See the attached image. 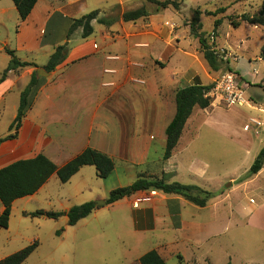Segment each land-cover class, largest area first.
Returning a JSON list of instances; mask_svg holds the SVG:
<instances>
[{
	"label": "crops",
	"instance_id": "obj_1",
	"mask_svg": "<svg viewBox=\"0 0 264 264\" xmlns=\"http://www.w3.org/2000/svg\"><path fill=\"white\" fill-rule=\"evenodd\" d=\"M130 2L39 0L29 17L21 22L13 0H0V76L11 60L7 49L14 51L21 61L37 66L11 71L7 80L0 84V116L6 112L8 94L18 83L27 80L28 85L38 69L48 73L37 74L41 86L18 137L0 146V169L39 154L46 155L61 167L86 148H93L111 156L116 167L117 160L128 162L126 166L129 168L147 166L145 174L138 178L165 177L168 169L165 165L176 156L180 142L171 159H159V163L164 165L161 172L164 174L158 177L160 173L155 170L158 165H149L153 145L151 141L148 145L143 143L139 137L152 133L153 129L166 134L176 114L175 94L178 89L194 84L208 85L217 79H213L207 70L199 40L191 34L190 25L175 30V25L180 28L181 24L168 20L165 13L170 9L125 22L123 15L130 11ZM95 10H100V17L108 22L102 31V45L93 38L95 23H99L97 20L92 22L94 32L87 38L83 37L82 28L70 33L76 19ZM185 43L193 51L186 49ZM63 44L67 45L64 60L54 71H46L50 57ZM180 51L191 58V63H200L207 81L191 64L186 69L182 67ZM195 116L194 113L187 122L183 136L188 125L195 122ZM130 136L132 140L128 139ZM150 137L152 140L153 136ZM162 144L166 147V139ZM85 168L93 166L83 167L78 173ZM174 169L171 171L177 173ZM50 180L39 192L26 198H36ZM150 192H139L110 205L113 208L125 206V214L117 216L118 227L135 237L136 247H143L128 264H141V257L152 250L158 251L165 261L169 253L184 259L182 253L175 249L176 245H192L193 234H182L183 237L175 240L160 235L158 243L151 246L147 245L145 235L170 230L196 233L206 225L202 220H183L182 208L190 202L178 195L156 191L150 201L135 207L136 200L149 196ZM207 206L195 205V208L203 212ZM99 207L97 210L103 205ZM3 210L0 201V215ZM65 211L67 213L69 208Z\"/></svg>",
	"mask_w": 264,
	"mask_h": 264
},
{
	"label": "rangeland",
	"instance_id": "obj_2",
	"mask_svg": "<svg viewBox=\"0 0 264 264\" xmlns=\"http://www.w3.org/2000/svg\"><path fill=\"white\" fill-rule=\"evenodd\" d=\"M130 1V10L145 6L151 13L157 12L156 6L147 0ZM263 2L184 0L180 11L170 9L165 13L171 23L181 24L180 28L175 25V30H179L190 24L196 9L202 11V30L207 34L209 44L218 51L225 50L223 56L226 57L221 71L210 70L208 64L207 70L215 80L223 72L236 73L240 84L245 86L246 98L251 102L250 106L229 107L219 98L212 97L210 108L195 110V122L188 125L179 151L165 165L168 169L164 176L168 182L197 185L215 195L203 212H198L190 203L182 208L183 220L205 221L201 231L181 233L170 230L145 235L147 245L151 246L158 243L160 235L175 240L183 237L182 234H193L192 245H176L175 249L182 253L184 259L169 253L167 264H264V168L259 174L242 181L264 147V129L260 128L257 135L251 124L254 118L264 123V60L260 57L264 28L250 24L235 28L229 20L243 13H258ZM221 9L225 11L221 12ZM217 19H222L223 23L218 36L213 38ZM95 28L93 38L102 45L101 35L105 26L95 23ZM184 47L193 51L187 43ZM182 51L179 53L183 58L182 67L186 69L191 64L207 81L200 63H191V58ZM26 87L27 80H23L8 94L6 112L0 116V139L11 134L10 125L17 115L21 93ZM248 124H251L250 131L244 129ZM156 131L153 129L152 133L140 136L139 140L147 145L151 141L149 165H158L155 170L160 173L158 177H162L164 165L159 163V159L165 152L162 142L166 134ZM128 139L132 140V137ZM116 162V172L107 179L99 178L94 166L85 168L66 184L61 183L55 174L36 198L17 200L10 228H0V258L12 255L37 240L38 249L23 264H128L133 261L143 247H136L135 237L118 227L117 216L125 214V206L113 208L103 205L102 209L75 226L68 225L65 211L90 201L101 203L113 190L130 186L147 171V166L129 168L126 166L128 162ZM173 168L177 173L171 171ZM38 210L61 212L62 216L54 220L24 215Z\"/></svg>",
	"mask_w": 264,
	"mask_h": 264
},
{
	"label": "trees",
	"instance_id": "obj_3",
	"mask_svg": "<svg viewBox=\"0 0 264 264\" xmlns=\"http://www.w3.org/2000/svg\"><path fill=\"white\" fill-rule=\"evenodd\" d=\"M39 0H13L15 3L21 22L25 21L31 14L33 8ZM154 4L157 12L166 9L180 11L184 0H147ZM224 12L225 9H221ZM151 12L145 7L136 10H130L124 13L123 20L125 22H134L139 19L149 17ZM202 11L196 9L194 17L190 22L191 34L199 40L200 52L203 59L208 64L210 70L219 72L224 66V57L220 51L213 48L209 44L207 34L203 32V24L201 21ZM97 20L101 24L108 25L105 18L100 17V10L92 11L79 19H76L71 27L72 33L78 28H82L84 38L91 36L94 32L92 22ZM230 23L233 27L238 28L243 24H250L264 28V2L261 10L256 14L243 13L238 17H230ZM223 20L217 19L214 23L213 38L218 36V29L222 25ZM67 45L63 44L56 48L54 54L50 57L45 69L52 72L62 63L65 58ZM11 57L8 67L0 76V84L5 82L11 71H18L21 68L36 66L33 63L21 61L14 51L7 49ZM260 57L264 60V46ZM37 67V66H36ZM232 70L231 68H228ZM232 72V71H231ZM224 73V72H223ZM222 73V74H223ZM221 74V75H222ZM220 75V76H221ZM220 78V77H219ZM218 78V79H219ZM217 79V80H218ZM36 72L21 93L20 104L17 115L10 125L11 134L0 139V146L9 140H14L18 137V132L23 125V121L27 116L28 111L33 107L35 98L40 89L41 83ZM215 87V82L208 85L194 84L181 89H178L175 94L176 115L166 129V147L163 155V161L171 159L177 149L180 139L183 136L187 122L195 113V110H206L212 105V97L209 93ZM86 166H94L97 170V176L101 179H107L115 170V161L108 154L98 151L93 148H86L69 162L59 167L51 159L44 154H39L36 157L29 159H21L15 161L8 166L0 169V201L4 207L0 215V228L8 229L10 226L11 215L14 203L22 198L35 195L39 190L50 180L53 175H57L61 183L66 184ZM264 168V147L256 157L250 171L243 180H247L259 174ZM144 191H161L168 195H178L185 198L190 203L206 207L210 200L215 197L214 193L204 190L197 185H187L180 182H168L163 178H146L139 177L133 184L127 187H121L113 190L106 205H111L119 200L131 197L139 192ZM100 208L93 201L86 202L81 205L73 206L67 212L68 225L75 226L79 221L90 216L95 210ZM25 216L31 218L45 217L48 219L58 220L61 212L38 210L33 213H24ZM39 247V242L35 240L26 248L7 256L0 260V264H23ZM141 264H167L165 259L158 251L152 250L143 255L140 259Z\"/></svg>",
	"mask_w": 264,
	"mask_h": 264
},
{
	"label": "built area",
	"instance_id": "obj_4",
	"mask_svg": "<svg viewBox=\"0 0 264 264\" xmlns=\"http://www.w3.org/2000/svg\"><path fill=\"white\" fill-rule=\"evenodd\" d=\"M220 52L222 55L225 54V50H221ZM224 58L226 59V57ZM209 95L211 97L219 98L220 101L224 102L229 107L251 105V102L246 98L245 87L240 84L236 73L231 71L224 72L220 78L215 81V87ZM251 124L256 128L255 132L257 135L260 133V128L264 129V123L258 119H252ZM251 124L246 125L244 129L250 131ZM154 195H156V191H151L149 196L138 198L134 204L135 207H138L141 202L150 201Z\"/></svg>",
	"mask_w": 264,
	"mask_h": 264
},
{
	"label": "water",
	"instance_id": "obj_5",
	"mask_svg": "<svg viewBox=\"0 0 264 264\" xmlns=\"http://www.w3.org/2000/svg\"><path fill=\"white\" fill-rule=\"evenodd\" d=\"M41 72H45V71L42 70V69H38L37 74L40 75ZM45 73L48 74L47 72H45ZM105 204H106V201H102L101 203H98L97 206H99V205H105Z\"/></svg>",
	"mask_w": 264,
	"mask_h": 264
}]
</instances>
